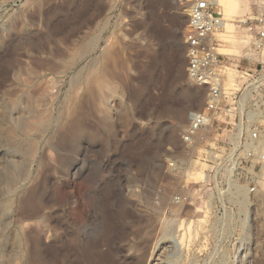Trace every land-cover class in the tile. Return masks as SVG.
Segmentation results:
<instances>
[{
	"label": "rangeland",
	"instance_id": "obj_1",
	"mask_svg": "<svg viewBox=\"0 0 264 264\" xmlns=\"http://www.w3.org/2000/svg\"><path fill=\"white\" fill-rule=\"evenodd\" d=\"M185 2L0 0V264H264V125L229 172L204 156L229 128L181 141L206 93L186 76ZM218 3L228 93L264 73L233 24L264 0Z\"/></svg>",
	"mask_w": 264,
	"mask_h": 264
},
{
	"label": "built area",
	"instance_id": "obj_2",
	"mask_svg": "<svg viewBox=\"0 0 264 264\" xmlns=\"http://www.w3.org/2000/svg\"><path fill=\"white\" fill-rule=\"evenodd\" d=\"M189 4L187 26L183 35L186 76L189 82L205 90L201 109L186 114V125L181 135L185 146L215 142L208 135L221 127L229 128V135L204 156L223 161L224 172L232 170L239 158L257 155L261 142L259 128L264 125V73L238 72L240 79L249 82L244 88H225L229 61L218 52L217 35L225 29L223 12L216 0H186ZM234 26L249 38L252 52L264 49V16H246L236 20ZM243 60H248L247 56ZM220 154V155H219ZM220 159V160H221ZM173 170V169H172ZM251 188L250 192H254ZM184 201L182 194L172 196L173 205Z\"/></svg>",
	"mask_w": 264,
	"mask_h": 264
},
{
	"label": "bare ground",
	"instance_id": "obj_3",
	"mask_svg": "<svg viewBox=\"0 0 264 264\" xmlns=\"http://www.w3.org/2000/svg\"><path fill=\"white\" fill-rule=\"evenodd\" d=\"M217 1V0H216ZM232 1V2H231ZM181 2V1H180ZM217 2H223L222 4H224V5H226V6H228L229 7V9H230V5H231V3L233 4V0H220V1H217ZM231 2V3H230ZM218 4H220V3H218ZM225 6V8H227ZM181 8H180V10L182 11V15H185L186 16V14H187V12H188V7H189V4L187 3V1L185 2V3H183L182 4V6H180ZM232 8V7H231ZM227 10H228V8H227ZM219 53L221 54V55H232V51L231 50H228V49H220L219 50ZM194 98V100H195V102H196V99L198 100V96H195V97H193ZM177 116H178V118H182L183 117V113H180V112H178L177 113ZM77 124V123H76ZM75 129L76 128H74L73 130H72V132H74L75 131ZM171 173V172H170ZM170 176H171V178L173 177L172 176V174H169ZM194 175H196L195 173H190L189 174V176H194ZM200 175V174H199ZM199 175H197V176H199ZM159 211V210H158ZM62 227H64V226H62ZM59 230V229H58ZM156 247H158V244H157V246ZM156 261H158V263L157 264H162V261L160 260V255H158L157 256V260Z\"/></svg>",
	"mask_w": 264,
	"mask_h": 264
}]
</instances>
